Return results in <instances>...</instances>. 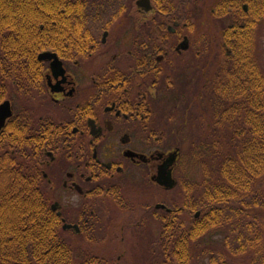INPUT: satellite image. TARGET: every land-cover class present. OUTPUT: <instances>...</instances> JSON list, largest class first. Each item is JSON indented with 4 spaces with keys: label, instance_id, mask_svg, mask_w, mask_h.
Wrapping results in <instances>:
<instances>
[{
    "label": "flooded vegetation",
    "instance_id": "obj_1",
    "mask_svg": "<svg viewBox=\"0 0 264 264\" xmlns=\"http://www.w3.org/2000/svg\"><path fill=\"white\" fill-rule=\"evenodd\" d=\"M76 1L85 8L75 17V31L43 33L48 46L41 52L48 55L41 59L38 53L41 79L29 85L8 81L10 97L1 102L9 100L13 113L0 130V145L8 131L24 132L39 188L59 216L62 232L75 236L95 229L101 198L113 197L124 207L128 186L169 192L181 184L176 174L185 156L180 135L190 129V119L194 123L195 103L211 91L215 50L208 36H196L197 0ZM218 2L211 10L217 18L222 16L216 15ZM228 11L231 27L232 7ZM218 48L235 52L224 40ZM186 102L193 107L183 111ZM202 146L195 143L191 149ZM193 186L188 181L184 187L186 199L194 200ZM175 210L185 209L155 204L153 215L162 230L179 227ZM199 211L195 218L202 217ZM194 220L188 228H194ZM63 233L75 262L103 260L79 258Z\"/></svg>",
    "mask_w": 264,
    "mask_h": 264
},
{
    "label": "trees",
    "instance_id": "obj_2",
    "mask_svg": "<svg viewBox=\"0 0 264 264\" xmlns=\"http://www.w3.org/2000/svg\"><path fill=\"white\" fill-rule=\"evenodd\" d=\"M217 4L218 16L229 14L228 7H232L234 25L225 29L223 40L235 52L227 54L229 65L216 91L220 101L229 103L223 112L229 111L232 118L238 114L236 123L243 131L238 132L241 128L237 127L235 135H243L242 147L234 151L235 155L218 152L223 157L220 177L205 180L202 196L185 199L189 211L203 210L202 217L194 220V228L164 227L171 243L176 242L170 249L177 250L173 255H178L179 264L191 261L193 238L229 222L236 225L232 231L240 242L238 251L245 253L256 247L254 222L247 217L253 207L264 206L263 195L253 192L256 181L264 180V72L255 55L264 0H219ZM84 8L76 0H0V102L10 97L6 91L8 81L19 80L26 85L41 79L38 53L48 46L43 33L75 31V17L84 14ZM195 8L197 15L198 4ZM224 117L222 120H230L229 115ZM8 132L5 144L0 145V264H79L62 242L60 218L39 188L34 162H28L30 143L24 140L22 130ZM218 143L216 140L215 145ZM208 151L203 149L200 154ZM233 200H238L240 206H233ZM191 201L196 202L194 206ZM220 257L214 255L212 262L223 264L225 261H220L224 258Z\"/></svg>",
    "mask_w": 264,
    "mask_h": 264
},
{
    "label": "rangeland",
    "instance_id": "obj_3",
    "mask_svg": "<svg viewBox=\"0 0 264 264\" xmlns=\"http://www.w3.org/2000/svg\"><path fill=\"white\" fill-rule=\"evenodd\" d=\"M216 1L197 0L199 14L196 15L195 8L192 15L196 36L201 35L203 38L208 36L211 40L210 45L215 50L211 56V91L205 100L195 103V109H192L196 116L194 123L190 119L188 123L191 124L190 129L180 135L185 156L176 174L181 184L169 192L153 189L150 185L143 186L139 190L128 186L124 193V207L113 197L99 199L100 219L94 230L85 231L77 236L62 232L63 238L72 242L74 253L77 256L81 255L79 258L85 255L88 257L98 255L103 258L98 264H177L178 255H173L176 254L174 252L176 249H170L175 244L174 240L172 239L173 243H171L167 233H164V227L162 230L161 221L154 218L155 204L163 202L172 207L183 206L187 194L184 187L188 181L194 185L196 195L202 196L205 180H216L221 175L220 165L223 157L218 152L235 155L234 151L241 149L243 135L238 137L235 135L236 128H241V124L236 123L238 114H234L232 118L229 111L223 112L229 103L223 99L220 101L221 96L216 91L229 65L227 54L218 47H222V32L232 23L230 13L218 18L212 15L211 10ZM256 41L255 55L264 72V19L259 22L256 29ZM204 43L209 42L204 40ZM189 105L193 107V102L190 104L186 102L183 111ZM224 115H229L230 120L228 118L222 120V117L226 118ZM242 131V128L238 130V132ZM216 140L219 141L217 145H215ZM206 141L209 142L208 154H199L203 146L194 151L191 149L193 144ZM253 192L262 194V202H264V180L256 181ZM231 203L235 207L240 206L238 200H233ZM197 210L199 208L179 212L177 220L179 227L175 230L188 228ZM247 219H253L254 222L252 234L257 239L256 247L245 253L238 251L240 242L235 237L237 233L232 231L236 225L229 222L223 226L210 227L201 238L199 236L190 241L192 257L189 264H214L212 262L214 255L221 256L220 259L223 257L224 260L220 261L221 263L225 261L223 264H264V206L253 207V212ZM139 221L141 222L138 224ZM122 225L125 226L123 232ZM237 229L241 228L238 226ZM161 230L164 235L162 242L158 241ZM123 236L125 240L122 241ZM258 250L259 252L256 253Z\"/></svg>",
    "mask_w": 264,
    "mask_h": 264
},
{
    "label": "water",
    "instance_id": "obj_4",
    "mask_svg": "<svg viewBox=\"0 0 264 264\" xmlns=\"http://www.w3.org/2000/svg\"><path fill=\"white\" fill-rule=\"evenodd\" d=\"M47 52L40 53L39 57L45 59L47 57ZM12 114L11 103L9 100L4 101L0 104V129L5 124L6 119Z\"/></svg>",
    "mask_w": 264,
    "mask_h": 264
}]
</instances>
